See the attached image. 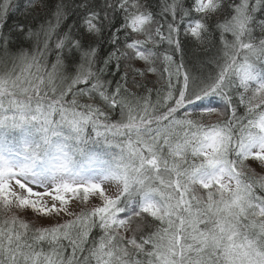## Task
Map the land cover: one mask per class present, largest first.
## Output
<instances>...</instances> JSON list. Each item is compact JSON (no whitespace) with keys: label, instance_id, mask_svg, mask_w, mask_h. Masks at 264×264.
I'll list each match as a JSON object with an SVG mask.
<instances>
[{"label":"snow or ice","instance_id":"6c2138e0","mask_svg":"<svg viewBox=\"0 0 264 264\" xmlns=\"http://www.w3.org/2000/svg\"><path fill=\"white\" fill-rule=\"evenodd\" d=\"M0 264H264V0H0Z\"/></svg>","mask_w":264,"mask_h":264},{"label":"rangeland","instance_id":"374dc122","mask_svg":"<svg viewBox=\"0 0 264 264\" xmlns=\"http://www.w3.org/2000/svg\"><path fill=\"white\" fill-rule=\"evenodd\" d=\"M41 223H47V221H41Z\"/></svg>","mask_w":264,"mask_h":264}]
</instances>
